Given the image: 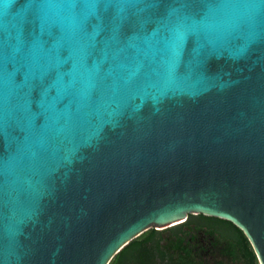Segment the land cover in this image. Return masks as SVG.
<instances>
[{
    "label": "water",
    "instance_id": "95a60500",
    "mask_svg": "<svg viewBox=\"0 0 264 264\" xmlns=\"http://www.w3.org/2000/svg\"><path fill=\"white\" fill-rule=\"evenodd\" d=\"M198 213L264 264V0H0V264Z\"/></svg>",
    "mask_w": 264,
    "mask_h": 264
},
{
    "label": "trees",
    "instance_id": "16d2710c",
    "mask_svg": "<svg viewBox=\"0 0 264 264\" xmlns=\"http://www.w3.org/2000/svg\"><path fill=\"white\" fill-rule=\"evenodd\" d=\"M109 264H259L241 229L201 213L150 228L122 247Z\"/></svg>",
    "mask_w": 264,
    "mask_h": 264
}]
</instances>
